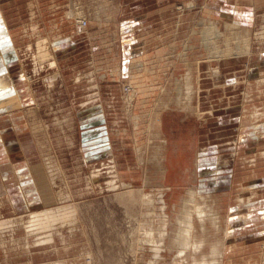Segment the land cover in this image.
Instances as JSON below:
<instances>
[{"label": "rangeland", "instance_id": "rangeland-1", "mask_svg": "<svg viewBox=\"0 0 264 264\" xmlns=\"http://www.w3.org/2000/svg\"><path fill=\"white\" fill-rule=\"evenodd\" d=\"M242 1L152 3L148 10L137 7L139 16H148L137 20L119 18L117 0H41L32 19L26 1L25 19L9 18L13 30L25 22L38 32L35 41L49 34L61 43L51 47L56 81L49 84L54 71L43 68L32 75L28 53L22 75L24 93L30 90L25 73L32 77V97L24 102L25 112L32 111L24 120L37 155L32 165L45 177L39 184L43 193L49 189L45 198L50 191L53 197L38 206L21 200L14 188L13 201L0 195V220L24 221L0 233V264H147L151 246L138 239L143 229L157 228L159 197L170 231L178 230L175 218L183 208L192 212L198 230L199 207L221 217L220 226L206 219L197 231L206 240L197 258L212 262L211 245L221 240L219 264H264V133H251L252 123L264 126V117H252L255 110L264 112V3ZM235 5L248 10L239 15ZM67 15L81 26L69 25ZM138 21L145 22L134 26ZM27 38L24 49L35 43ZM257 68L260 81L251 74ZM185 80L192 85L188 95ZM91 112L95 118L89 121ZM176 141L183 144L172 147ZM109 144L112 152L105 154ZM169 155L174 158L167 161ZM190 190L197 194L184 203ZM240 197L250 200L238 208ZM66 205L74 216L73 224L59 229L63 238L56 233L55 241L43 245L38 240L48 232L27 236L29 215ZM163 251L173 264L176 250ZM189 259L178 263L192 264Z\"/></svg>", "mask_w": 264, "mask_h": 264}, {"label": "bare ground", "instance_id": "bare-ground-1", "mask_svg": "<svg viewBox=\"0 0 264 264\" xmlns=\"http://www.w3.org/2000/svg\"><path fill=\"white\" fill-rule=\"evenodd\" d=\"M185 4H187V7H191L192 1L191 2H187ZM76 10H78V8ZM207 11H210V9L207 8ZM67 14H69V12ZM76 17L80 18L79 16H76ZM69 19H70V16L67 15V22H68L69 25L72 24V25L78 27V25L80 24V23L79 24L77 23V21H76L75 18L72 19L71 21H68ZM235 25H236V22H234V25L232 24V26L230 28L231 29L230 31H234L232 29H233V26H235ZM214 27H215V24L213 23L211 28L214 30ZM60 43H61V38L60 37H57L55 39L52 38L51 40H49L48 39V35H47L46 37L41 36V37L37 38V40L35 41L34 45L33 44L32 45H29V48L24 49V54L23 55H26L27 53L30 54L29 56H30V59L32 60V63H33L32 64V67H33V69H32V73L33 74L32 75H35L34 72L38 68L39 69L43 68L44 70H41V72L54 71V73L49 77L48 83L51 84L54 81V78H55V81H56V77L58 75V71L56 70L57 69V64H56L57 59L52 54L51 47L52 48H55V47L59 46ZM248 45H247V48H248ZM249 49L251 51V47L250 46H249L248 50ZM261 60H263V59H261ZM44 65H46V66H44ZM253 65L254 64H252L251 66H253ZM22 67H23V70H25V67L24 66H22ZM253 71L251 70V74L254 73V77L256 78V80L257 81H260L261 78H259V75H258V73H260L259 70L255 71V72H253ZM215 73H216V71H215ZM188 74H189V72L187 71V73H186L185 76H189ZM26 76H27V79H28V83L27 84H29L28 88L31 90L32 77L31 76L28 77L27 73H25V77ZM185 81H186V89H185V92L186 93L187 92L188 93H191L192 92V88H191L192 85L190 84L191 82L188 83L189 81L188 82H187V80H185ZM207 86H209V85H207ZM202 87L204 88L203 85H202ZM162 90H167V89L163 88ZM183 90L179 88L178 93H180V91H183ZM195 90H196V88H195ZM188 93H187V95H188ZM167 106H169V104ZM31 112L32 111H26V113H31ZM93 116H94V113L91 112V114L89 116V121L91 119H93ZM252 117H253V119H258L260 117H264V112L259 113L258 111L255 110V112L253 113ZM94 118H95V116H94ZM97 118H100V117H97ZM30 126H31V124H30ZM251 126H252L251 128H253V129H251L252 130V132H251L252 135H256L257 136V134H258L257 130L258 129H261V133H264V126L263 127L262 126L260 127L255 122L252 123ZM32 130H34V128H32ZM26 136H28V135H26ZM26 136H25L24 143L18 145V148L16 149V152L15 153H11V154H17L19 152L21 153L22 149L24 150V147H25L24 144L26 143V139H27ZM109 147L112 149V147L109 144V146L108 147H105V149H104L105 154L112 152ZM126 151L128 152V150H126ZM10 152H11V150H10ZM28 157L29 158L31 157V153L28 154L27 158ZM31 164L32 163L29 160L26 159L24 161V163L23 162L20 163L18 165V167H17V168H19V167H25V169H24L25 171L23 172V171H20V170L17 169V171L16 170H13L12 173H13L14 177L19 180L18 182H21L22 183V180H23V183H22L23 186L22 185L21 186L25 190L29 191L30 189L33 188V191L35 192V197H38V198H35L34 197L35 198V202H37L36 205L40 204L42 201H44L45 203H47L48 202V199L49 200L52 199V197H53L52 195L53 194L50 191L49 196H47L45 198L46 194L48 195V193H49L48 192L49 189H46L47 191H45L43 193L41 191V189L39 188V186H40L39 184L45 179V177L42 174H41L42 175L41 177H39L37 174H35L36 169L34 168V170H33L32 166H30ZM9 168H11V167H9ZM40 171H41L40 170V166H38V172H40ZM22 173H24V174H22ZM30 176H32L34 179H30ZM25 181H27V182H25ZM21 186H20V188H21ZM188 193H189V198L187 200H185L184 203H191L194 200L195 195L197 194V192L194 191V190H190ZM172 194L175 195V193H172ZM217 198H218V196H217ZM12 200H13V198H12ZM157 200H158V203H159L158 206H159V210H160L159 213H158V215H159V218H158L159 222H158L157 228L155 229V228L152 227V228L147 229V230L146 229L145 230L143 229V232H144L143 234L145 236H144L143 239H138L139 243H141L140 245H142V244L145 245L146 243L147 244L149 243L148 245L151 246L152 255H151V257L149 259V262L147 264H168V263L165 262V258H164V255H163V252H164L163 249H175L176 250V254H175V256H174V258L172 260V263L173 264H177L178 261L181 260V259H183V258L186 261V258L187 257L190 258L189 260L192 259L191 260L192 261V264H219V260H220L219 258H221L223 256V251L225 253V244H223V242H221V240L216 242V246L215 245H211L212 247L210 246L211 247V253L213 254V261L212 262H210V263L205 262L204 256L203 257H200V258H197V255L203 249L202 243L203 242H206L205 239H200V238L196 237V234L198 233L197 231L204 230V225H205L206 219L211 220V223H212L213 227H218V225L220 226V224H221L220 223L221 217H219V215L216 213V211L214 212V210H211L210 208L209 209L206 208L207 210L204 207H199L198 208V210L196 211V215L198 216V219H199V222H200V228H201V230H198V228L196 227L197 223L195 222V220H193V214H192V212L190 210H187V209L183 208V210L181 212V215H177L176 218H175L176 220H179V222H180L179 225L177 226L178 227V230L177 231L176 230L170 231L169 230L170 218H169V215H168V213L166 211V207H167L166 202L161 197H159ZM249 200H250L249 198L246 200L244 197H240L238 199V201H239L238 208H240L241 205L248 204ZM212 202L214 204L215 203L217 204V201H214L213 199H212ZM169 203H170V200H169ZM148 204H150V206H152V201L149 200L148 201ZM217 206H216V210L218 209ZM0 207H1V205H0ZM61 207L60 208L59 207L58 208H56V207L55 208L54 207H45L43 209L40 208L41 210H36L31 215H29V220L27 221V223L25 225V229H26V232L28 234L27 236L29 237L32 234H36L37 232L39 233V231H42L44 233L45 232H48V235L45 237V239L43 241H39L38 240V242L40 244H43V245L45 243H51V241H55V238L54 237L57 234L59 235V237L61 235V238H63V236L60 233L59 229L63 228L64 225H67V227H68L69 224H70V222H71V220L73 219V216L74 215L72 216V211H71L72 210V206H67L66 205V206H61ZM219 209H221V208H219ZM3 214L1 213V210H0V219L2 218V215ZM14 218H12V219H14ZM16 218H19L20 221L19 222H15V221H12L9 218L4 219V220H0V229H1L0 233L1 234L4 233L5 228H7L8 226L12 225V222H15L16 224H18L17 225L18 227L19 226H22L24 224L23 223L24 222L23 221V218L21 216L20 217H16ZM72 224H71V226H72ZM175 224L177 225L176 222H175ZM168 235H170L171 238H169ZM0 244L4 246L5 241L2 240L0 242ZM134 246H136V245H134ZM26 248H29V245L26 246ZM141 248H143V247H141ZM86 256H88V255H86ZM86 259H88V258H86ZM54 264H62V263L61 262L60 263L57 262V263H54Z\"/></svg>", "mask_w": 264, "mask_h": 264}, {"label": "crops", "instance_id": "crops-1", "mask_svg": "<svg viewBox=\"0 0 264 264\" xmlns=\"http://www.w3.org/2000/svg\"><path fill=\"white\" fill-rule=\"evenodd\" d=\"M26 1L28 2L27 4ZM44 1L49 4L60 2V0H44ZM62 1L65 2V0ZM67 1L68 0H66V2ZM97 1L99 3H103V2L105 3L108 2L109 0H96V2ZM113 1L115 0H110V2ZM169 1L170 0H117V2L120 3V5H118V10H119L118 17L119 18L122 17L123 19L130 18L129 20L131 19L137 20L139 18L148 19L146 18L148 16L138 15L140 14L139 9H137L138 6L142 5L140 11H143V10H148L147 8H150L152 3L156 4V6H163L169 3ZM231 1H233L235 4L239 2H243L242 0L239 1L231 0ZM40 2L41 0H0V195L7 194L8 196L7 198L9 200H12L13 196L10 194H12L11 188H14L15 193L21 196V200L26 199L27 204L30 205L37 204V202H35V198H34L35 192L33 191V188L27 191L28 192L27 193L28 196H27L25 193V189L22 187L23 180L22 183L18 182L19 180L14 177L12 172L13 170L17 171V169L23 172L25 171L24 170L25 167H19V168L17 167L20 163L22 162L24 163L29 153H31V157L27 160H29L31 163L35 161V157L37 156L30 142L31 134L27 132V126L24 124L25 123L24 120H27L25 119L26 112L24 109V102L27 100L25 96L29 95L28 96L29 98L30 96L32 97L31 95L32 90L29 91L27 90V92L24 93V88L22 85L24 73L22 66H24L23 64L24 45L27 44L24 43L25 42L24 38L25 37L27 38L29 35H31L27 38V40L31 39V41L34 42L36 36H38V32H35L30 27L25 28L24 27V24H26L25 22L23 24L22 23L19 24V26L16 25V27L13 30L12 29L13 24L11 23L12 21L9 22V18L13 17L14 15L16 19L22 20L25 19L26 15H29V18L33 19L35 13L34 10L35 4L38 6ZM129 3L135 5L132 7L131 4ZM251 3L263 5L264 0H252ZM25 4L27 5V8L30 10L29 13L26 12V15H25V11H26ZM30 4L32 5L29 6ZM122 4L124 5L122 6ZM209 9L210 11L212 10L211 7ZM233 9L237 10L238 11L237 14L239 15L241 13H245V11L248 10L247 8L242 9V7L240 8L237 7L236 5L233 6ZM120 10L122 11V15L120 14ZM157 14L161 15L160 9L157 11L156 15ZM139 22L143 24L145 21L142 22L138 21L137 23L134 24V26L136 24L139 25ZM39 27L40 26L38 25V28ZM118 31L119 30L117 29V34ZM261 59L262 57H260V60ZM260 69L261 68H257V70ZM18 73L19 76H17ZM19 77H21L22 79H20ZM114 97L115 96L111 94L110 98L113 99ZM149 97L152 98V96ZM155 97L159 98L157 96ZM13 106H15V110H13L14 108ZM163 119L161 120L162 128H164L165 125H167V122H165V119L164 120ZM25 136L27 139H26V143L24 144L25 145L24 150L22 149L21 153L19 152L17 154H11L16 152L18 145L24 143ZM181 144L183 143L176 141L175 144H172L171 146L178 148L179 146H181ZM169 157L170 160L174 158V157L171 158V155H169L167 156L166 159L167 161L169 160ZM30 166H32L34 170L33 165L31 164ZM35 169H36L35 174L38 175V166H35ZM167 174H168V170L166 171V175ZM30 179H34V178L30 176ZM2 203L3 200H1V204ZM22 204L24 205V202Z\"/></svg>", "mask_w": 264, "mask_h": 264}, {"label": "built area", "instance_id": "built-area-1", "mask_svg": "<svg viewBox=\"0 0 264 264\" xmlns=\"http://www.w3.org/2000/svg\"><path fill=\"white\" fill-rule=\"evenodd\" d=\"M77 23L79 24V25H81L82 24V22H81V20L80 19H77Z\"/></svg>", "mask_w": 264, "mask_h": 264}]
</instances>
